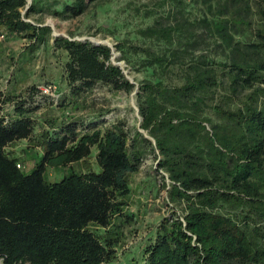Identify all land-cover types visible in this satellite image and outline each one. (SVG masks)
<instances>
[{"label": "trees", "instance_id": "obj_1", "mask_svg": "<svg viewBox=\"0 0 264 264\" xmlns=\"http://www.w3.org/2000/svg\"><path fill=\"white\" fill-rule=\"evenodd\" d=\"M102 1L0 0V35L4 29L39 47L51 29L25 19L75 18ZM134 9L142 25L114 44L129 74H141L132 81L107 46L61 36L54 43L66 53L70 94L96 83L134 92L142 132L130 135L120 121L99 127L98 117L57 116L40 135V158L23 172L7 147L31 139V114L59 98L36 84L0 94L2 264L113 262L120 237L91 227L109 232L114 219L129 216L128 176L146 147L186 208L183 219L175 212L162 219L136 263L264 264V0H146ZM93 154L95 171L70 167ZM62 167L66 173L49 182L46 170Z\"/></svg>", "mask_w": 264, "mask_h": 264}, {"label": "rangeland", "instance_id": "obj_2", "mask_svg": "<svg viewBox=\"0 0 264 264\" xmlns=\"http://www.w3.org/2000/svg\"><path fill=\"white\" fill-rule=\"evenodd\" d=\"M28 3L31 0H26ZM146 0H104L97 5H90L80 16L75 18L54 17L48 12L32 15L29 20L38 25H47L51 29L49 43L30 46L31 42L19 35L11 37L2 29L0 35V94H24L29 86H43L47 83L56 85V97L59 100L49 105H42L31 114L34 130L31 139L16 141L7 147V151L19 159V169L27 172L42 154L40 138L43 131H50L55 117L69 115L92 123L91 118L98 117L96 124L106 127L116 122L125 125L130 135L139 128L141 118L137 113L135 94L124 91H114L103 83H96L91 89L77 94H70L66 79V53L54 43V38L61 36L71 40L88 41L95 45L107 46L111 49L110 58L113 64L119 65L129 80L140 77L141 74L132 72L126 64L118 60L119 52L115 51L117 39L130 33L131 26L142 25V16L136 13L134 6ZM24 13V10L22 11ZM141 16V18H140ZM128 20V21H126ZM126 21V22H125ZM134 75V76H133ZM25 91V92H24ZM61 101L75 105L67 111L60 105ZM54 105V106H53ZM11 105L3 108L4 112L11 111ZM101 116V118H99ZM157 154V153H156ZM156 154L146 147L142 162L137 171L128 176L130 192L125 197V215L114 219L111 230H101L94 226L92 230L99 234H110L114 231L120 241L116 246V257L113 262L105 264H124L125 255L131 251V264L136 263V254L143 253L145 242L149 241L163 218H169L176 213L183 219L186 202L174 198L172 184L167 174L157 170ZM70 167L83 173L95 171L94 154L88 156ZM66 173L65 168H48L45 172L49 182L58 181ZM113 235H116L114 234ZM149 238V240H147ZM138 245V248H135ZM144 255V253H143ZM143 258V256H141ZM139 260V259H138ZM0 264H2L0 260Z\"/></svg>", "mask_w": 264, "mask_h": 264}, {"label": "built area", "instance_id": "obj_3", "mask_svg": "<svg viewBox=\"0 0 264 264\" xmlns=\"http://www.w3.org/2000/svg\"><path fill=\"white\" fill-rule=\"evenodd\" d=\"M39 90L44 95H49L52 97H56L55 91H56V85L54 84H46L39 87ZM17 167H20V164L17 163Z\"/></svg>", "mask_w": 264, "mask_h": 264}]
</instances>
